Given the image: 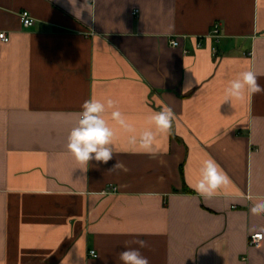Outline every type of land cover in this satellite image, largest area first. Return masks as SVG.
Here are the masks:
<instances>
[{
  "label": "crops",
  "instance_id": "0c3cea01",
  "mask_svg": "<svg viewBox=\"0 0 264 264\" xmlns=\"http://www.w3.org/2000/svg\"><path fill=\"white\" fill-rule=\"evenodd\" d=\"M88 3L77 19L68 0H0V264H122L139 240L150 264H264L248 198L264 197V93L224 102L243 71L264 85V0ZM90 98L115 101L107 164L67 150ZM165 106L176 118L155 155L110 118L138 135ZM208 158L231 181L210 198L190 187Z\"/></svg>",
  "mask_w": 264,
  "mask_h": 264
},
{
  "label": "clouds",
  "instance_id": "9594fccd",
  "mask_svg": "<svg viewBox=\"0 0 264 264\" xmlns=\"http://www.w3.org/2000/svg\"><path fill=\"white\" fill-rule=\"evenodd\" d=\"M68 3L77 19H81L84 10L90 14L88 0H84L80 7H77V0H68ZM258 79V73L253 70L239 73L237 78L229 81L228 87L225 89L224 102L231 101L233 98L243 99L245 95L264 93V85L258 83ZM114 108L115 101L110 98L103 102L90 98L81 105L82 110L78 113V121L69 133L67 143V150L80 164L87 165L92 160L107 164L113 158L116 133L114 128L109 125L105 114L109 109ZM110 118L124 132L131 134L129 136L131 145L138 147L146 154L155 155L158 134H170L176 117L172 108L165 106L148 118L149 122L154 124L155 131L152 128H145L138 135L134 126L128 122L119 109L111 111ZM121 169H124V165L117 160L108 171ZM200 172L199 180L191 184L190 187L194 192L204 197L214 196L218 189L231 182L221 166L212 158L203 161ZM248 198L253 201L250 212L257 216L264 214V197L249 196ZM135 243L139 245V248L126 247L118 254L119 260L122 264H150L149 259L140 251V248L147 246L146 242L139 240Z\"/></svg>",
  "mask_w": 264,
  "mask_h": 264
},
{
  "label": "built area",
  "instance_id": "2783aa9c",
  "mask_svg": "<svg viewBox=\"0 0 264 264\" xmlns=\"http://www.w3.org/2000/svg\"><path fill=\"white\" fill-rule=\"evenodd\" d=\"M21 17V22L23 24L24 27H31L33 26L35 20L34 18L31 16V14L27 11H23L20 14ZM208 37H214L215 39H219L220 38V34H219V24H216L213 30V33L211 35H208ZM0 39L3 42H8L9 41V36L7 35L6 32H0ZM201 40L202 37L199 38V42L196 44V47H201ZM171 44L173 46H179L180 45V41L179 39H173L171 40ZM215 50V49H214ZM185 53H187L188 51L184 50ZM111 189L116 190L117 188L112 187ZM107 191H110V187L107 188ZM263 240V233H252L249 235L248 237V244L250 247H259L261 245V242ZM90 256L91 257H97L98 254L96 252V250H91L90 251Z\"/></svg>",
  "mask_w": 264,
  "mask_h": 264
}]
</instances>
